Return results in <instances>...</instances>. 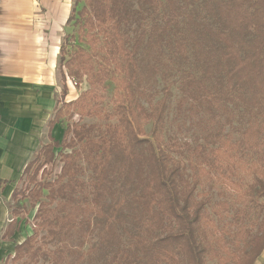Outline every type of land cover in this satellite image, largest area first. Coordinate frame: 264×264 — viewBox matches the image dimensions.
Listing matches in <instances>:
<instances>
[{
  "label": "trees",
  "instance_id": "1",
  "mask_svg": "<svg viewBox=\"0 0 264 264\" xmlns=\"http://www.w3.org/2000/svg\"><path fill=\"white\" fill-rule=\"evenodd\" d=\"M81 3L68 24L88 48L66 59L62 46L60 60L64 80L86 78L89 89L56 107L49 128L62 125L63 138L25 170L56 155L64 163L28 196L36 224L11 264H255L264 253V0ZM110 80L114 107L104 112L98 93ZM174 88L188 141L167 131ZM237 114L249 120L234 140L225 126ZM219 182L235 187L231 200L225 190L213 200Z\"/></svg>",
  "mask_w": 264,
  "mask_h": 264
},
{
  "label": "crops",
  "instance_id": "2",
  "mask_svg": "<svg viewBox=\"0 0 264 264\" xmlns=\"http://www.w3.org/2000/svg\"><path fill=\"white\" fill-rule=\"evenodd\" d=\"M73 5L75 0H0V264L33 234L37 209L27 214L22 201L23 213L14 212L25 170L43 145L63 138L62 125L50 129L49 123Z\"/></svg>",
  "mask_w": 264,
  "mask_h": 264
},
{
  "label": "rangeland",
  "instance_id": "3",
  "mask_svg": "<svg viewBox=\"0 0 264 264\" xmlns=\"http://www.w3.org/2000/svg\"><path fill=\"white\" fill-rule=\"evenodd\" d=\"M83 6H84V3L78 4V5H73L74 10L72 13V17H78L77 13L81 10V8ZM68 13H69V11L67 12L65 19H61V23H63L65 20L66 21L68 20L67 19V18H69ZM79 27L80 26L78 24H75V20H74L70 24H68L64 30L65 36L63 37L62 46L65 47V51L67 53L66 59H69L70 54H73L77 50V47L82 46V47L88 48V46H86L85 44H83L81 42L82 37H81V31L79 30ZM60 53H61V51H60ZM60 57H61V54H59V56H58V68H57V75H58V81H59V86H60V94L58 96V106H57L59 108L62 106V104L64 102L69 103V102L75 101L83 92H85L89 89V85H88L86 78L81 83H78L76 85L73 82V80H71L70 78L67 79L66 81L64 80L63 74L66 73V69H65V67L62 68V65H61L62 63H61ZM64 87H66V89H67L66 92L64 90ZM116 87H117L116 82L110 80L107 82V84L105 85L104 88L101 87L99 90V93H98L99 94V103H98V105L100 106V109L103 110L104 112L112 111V109L114 107ZM159 88H161V86ZM173 92H174V98L172 101V108L170 110V114H169L168 121H167V131H169L168 133H170L172 135H174V134L178 135L179 138L184 139V141H188L189 139H191L190 138L191 132L189 133L186 130H184L183 133L177 132L178 122L175 120V117H176L175 109H176V104H177L181 95H180L179 90L177 88H174ZM160 97H161V95L159 94L157 96L156 100L159 99ZM78 120H79L78 115H75L71 119L65 118L64 123H63V127H67L68 125H71L72 123L77 122ZM248 120H249L248 116H246V115L242 116L240 114H237L236 118L233 120V126L232 127H230L228 125L225 126V129H226L225 133L231 132V135L233 136L234 140H237L241 135L240 134L241 130L248 127ZM97 121H101V120H99L97 118L85 120V122L88 124L96 123ZM188 126H189V124H188ZM150 129H151V124L145 123L146 133H148L150 131ZM55 151L57 152L58 150H55ZM35 158H36V156L34 157L33 160H35ZM41 164H42V162H40V164L36 161L33 162V166L31 167V170L29 171V173H27L26 177L22 181V184L20 185V188L18 190V195L16 196V199H15L16 206H17V204L19 203V200L21 201V199H23V197H24L23 195L26 196L25 201H27L28 204L26 205L27 208H25V210L28 212L27 214L31 213L32 210H34V208H32L30 203H29L30 199L28 196L32 194V191L35 190V192H36L37 191L36 189L43 182L49 183V182L55 181L57 179V177L59 175H61V173L63 171V167H64V163H63L62 157L60 155H56L53 162L50 164H46V165H41ZM39 166H40V168H39ZM38 169H40V170L38 171ZM37 171H38V173H37ZM238 173H242L243 175H245V173L242 170H239ZM30 177H33L35 182L31 183V181L28 179ZM85 178L87 180L88 176H86ZM231 187H233L235 189L234 186H231ZM231 187L229 188V186L227 184L224 185V183L219 182L216 185L215 189L211 192L212 195L214 196L213 200L214 201L219 200L220 199L219 196L217 198L216 195H218V193L220 191H224V190L228 195V199L231 200L233 198V195L235 194V192L233 191V189ZM45 195H47V192L45 193ZM43 201H46V198H43ZM38 205H39V203H38ZM16 206L14 205V207H16ZM35 209H38V208L36 207ZM26 211H25V213H26ZM30 224H31L32 228H34L36 223L34 222V223H30ZM255 231H256V227L254 228V232ZM45 233L46 232H44V231L41 232V236L44 235ZM12 259H13V256L7 262H5V264H11ZM40 264H44V263L41 262ZM255 264H264V253L260 256V258L257 260V262Z\"/></svg>",
  "mask_w": 264,
  "mask_h": 264
}]
</instances>
